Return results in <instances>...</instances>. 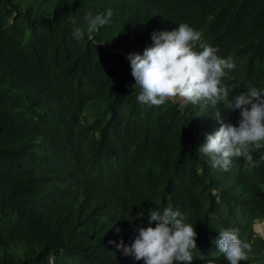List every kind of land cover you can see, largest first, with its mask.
I'll return each instance as SVG.
<instances>
[{
  "label": "trees",
  "instance_id": "16d2710c",
  "mask_svg": "<svg viewBox=\"0 0 264 264\" xmlns=\"http://www.w3.org/2000/svg\"><path fill=\"white\" fill-rule=\"evenodd\" d=\"M108 9L91 41L72 38ZM181 23L233 58L230 98L264 89V0H0V264H144L116 245L166 207L197 231L192 264L222 254L214 241L228 228L253 245L240 264H264L252 229L264 219V149L257 167L234 157L229 171L197 153L220 127L215 112L238 126L239 110L141 104L117 53L142 55L153 32Z\"/></svg>",
  "mask_w": 264,
  "mask_h": 264
},
{
  "label": "clouds",
  "instance_id": "9594fccd",
  "mask_svg": "<svg viewBox=\"0 0 264 264\" xmlns=\"http://www.w3.org/2000/svg\"><path fill=\"white\" fill-rule=\"evenodd\" d=\"M112 15L111 9L106 14L93 16L89 13L86 31L76 27L72 38L91 41L93 33L108 25ZM151 40L152 45L142 55L129 53L126 56L117 52L130 62L135 80L133 87L140 90L138 102L159 107L179 99L191 105H211L213 108L223 105L230 112L239 110L238 126L225 123L221 111L215 112L214 118L220 127L207 134L197 153L200 158H209L213 167L224 171L230 170L234 157H243L247 164L257 167L253 152L264 149V89L248 85L246 91L230 98L236 88L224 83V78L227 71L236 67L233 58L219 56V49L203 42L202 33L187 23L179 24L172 31L153 32ZM260 160L264 161V156ZM262 221L264 219L253 224V231ZM153 222L155 227L151 226ZM148 225L137 228L138 235L133 242L129 237L120 238L116 245L120 258L131 255L144 264H192L193 251L198 248V234L194 225L185 223L181 211L172 207L152 209L148 214ZM116 231L119 233L120 230ZM214 243L222 254L214 257L209 250L202 251L201 264H240L248 261L253 252L252 243L241 239L235 228L220 230Z\"/></svg>",
  "mask_w": 264,
  "mask_h": 264
},
{
  "label": "rangeland",
  "instance_id": "374dc122",
  "mask_svg": "<svg viewBox=\"0 0 264 264\" xmlns=\"http://www.w3.org/2000/svg\"><path fill=\"white\" fill-rule=\"evenodd\" d=\"M176 103L177 102H180L182 103L183 105H185L186 103L183 102V101H180L179 99H177V101H175ZM254 231L256 232L257 235L261 236L263 239H264V221L260 222V223H257L255 226H254Z\"/></svg>",
  "mask_w": 264,
  "mask_h": 264
}]
</instances>
